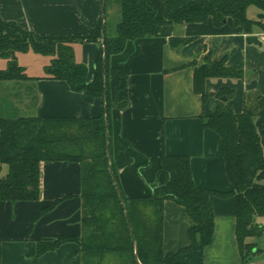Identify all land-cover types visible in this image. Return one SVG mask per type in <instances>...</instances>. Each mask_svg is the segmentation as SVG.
Here are the masks:
<instances>
[{"label": "crops", "instance_id": "1", "mask_svg": "<svg viewBox=\"0 0 264 264\" xmlns=\"http://www.w3.org/2000/svg\"><path fill=\"white\" fill-rule=\"evenodd\" d=\"M152 2L162 17L163 0ZM102 10L103 0H0L4 21L45 36L87 35L98 24ZM247 15L264 24V10L251 6ZM252 35L258 36L262 45H249L246 39L251 35L235 28L231 19L222 27L211 22L161 26L154 36L130 41L124 52L111 57V67L120 71L109 85L112 161L127 197L152 193L150 184L161 181L158 172L164 156L189 157L199 188L233 191L225 171L222 139L204 127L202 116L217 111L222 91L233 92L230 103L237 114L244 111L248 98H256V106L264 111V32L257 29ZM173 38L188 42L174 48ZM100 48L99 43L90 42L74 46L76 60L88 68V83L96 76ZM223 59L228 68L241 67L243 78L207 79L204 100L194 91L192 64ZM43 63L44 67L50 65L51 58L46 57ZM30 77L27 81L0 82V119H89L106 113L105 99L73 91L66 81L45 79L44 73ZM118 99L127 105L120 107ZM0 170L2 180L8 166L1 165ZM81 192L79 162L42 163L37 201H0V264H82L75 242L37 255L40 242L82 236ZM210 205L215 224L212 244L197 246L178 264H245L236 235L234 197L212 195ZM192 226L186 210L166 200L164 253L190 248Z\"/></svg>", "mask_w": 264, "mask_h": 264}, {"label": "trees", "instance_id": "2", "mask_svg": "<svg viewBox=\"0 0 264 264\" xmlns=\"http://www.w3.org/2000/svg\"><path fill=\"white\" fill-rule=\"evenodd\" d=\"M251 6L264 10V0H163L160 17L152 0H103L102 17L83 36L38 35L16 22L4 21L0 14V58L7 61L0 82L32 79L17 59V54L31 50L51 58L44 69L45 79L66 81L73 91H85L107 102L106 113L96 118L0 119V166H8V174L0 180V201H37L44 162L81 164L83 234L40 242L38 256L75 242L82 264H178L197 246L212 244L215 224L210 198L217 195L235 199L236 235L246 264L255 248L248 240L263 232L256 220L264 217V111L256 106V98H248L244 111L237 114L230 103L233 92L222 91L219 97L227 100H219L213 115L202 116L204 127L222 139L232 192L199 188L192 177L189 157L164 156L158 172L161 181L150 184L152 193L130 198L122 191L112 161L109 85L120 72L111 67V57L124 52L130 41L154 36L158 27L210 22L222 27L231 19L235 28L247 35L257 29L264 32L262 22L248 17ZM87 42L101 45L91 83L87 82V66L76 60L74 50L76 44ZM187 42L173 38L171 45L179 48ZM225 63L223 59L192 64L194 91L204 100L207 79L243 78L241 67L228 68ZM117 103L122 108L127 105L119 99ZM166 200L182 206L193 221L189 230L192 246L170 254L163 251Z\"/></svg>", "mask_w": 264, "mask_h": 264}, {"label": "rangeland", "instance_id": "3", "mask_svg": "<svg viewBox=\"0 0 264 264\" xmlns=\"http://www.w3.org/2000/svg\"><path fill=\"white\" fill-rule=\"evenodd\" d=\"M253 9L257 11V9L255 8H252L251 11H254ZM45 58L46 56L38 55L31 50L27 53L17 54L18 62L25 68L26 74L28 76H34L36 74L44 73L45 65H43V61ZM6 68L7 61L0 58V73ZM0 174H2V170H0ZM256 222L258 227H261L263 229V232L258 236L252 237L248 240V242L255 245V248L253 252L248 256L246 264H264V217H259Z\"/></svg>", "mask_w": 264, "mask_h": 264}, {"label": "water", "instance_id": "4", "mask_svg": "<svg viewBox=\"0 0 264 264\" xmlns=\"http://www.w3.org/2000/svg\"><path fill=\"white\" fill-rule=\"evenodd\" d=\"M246 42L249 44V45H262V42L259 40L258 36H255V35H251V36H248L247 39H246ZM221 101H226L227 98L226 97H222L220 98Z\"/></svg>", "mask_w": 264, "mask_h": 264}]
</instances>
